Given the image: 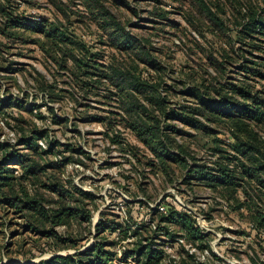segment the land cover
<instances>
[{"label":"rangeland","instance_id":"rangeland-1","mask_svg":"<svg viewBox=\"0 0 264 264\" xmlns=\"http://www.w3.org/2000/svg\"><path fill=\"white\" fill-rule=\"evenodd\" d=\"M2 1L9 19L57 23L81 43L77 49L85 62L74 71L61 67L36 42L39 34L7 30L0 12V160L16 150L45 166L37 179L22 176L23 166L16 160L8 164L31 194L42 195L47 207L59 200L45 185L50 182L77 185L93 196L76 193L88 203L92 217L53 226L61 238L25 228L28 220L0 202V264H45L68 254L74 257L71 264H92L83 252L98 242L114 252L109 264H144L145 255L139 258L137 251L151 248L162 251L159 264H264V226L253 212L264 211V200L243 202L241 189L228 198L219 186L188 174L187 165H215L225 154L218 147L236 153L229 126L208 121V131L193 128L164 118L150 105L164 135L162 143L146 145L112 112H123L117 96L111 95L115 86L105 76L97 83V75L86 74L88 69L102 74L92 68L94 61L105 72L112 65L126 66L156 84L169 109L188 105L192 98L187 89L203 78L209 83L212 75L218 81L245 79L264 91V79L239 68L244 59L264 63V35L240 36L243 23L264 7V0H101L148 49L152 63L114 44L111 29L99 24L101 13L85 0ZM166 149L180 153L185 163ZM171 209L188 211L199 234L170 221L166 215ZM100 219L106 230L99 233Z\"/></svg>","mask_w":264,"mask_h":264},{"label":"trees","instance_id":"trees-1","mask_svg":"<svg viewBox=\"0 0 264 264\" xmlns=\"http://www.w3.org/2000/svg\"><path fill=\"white\" fill-rule=\"evenodd\" d=\"M85 2L91 10L97 9L101 13L99 24L104 30L111 29L114 44L127 50L131 55L136 54L144 61L153 62L150 60L148 49L146 50L145 46L138 43L137 39L115 20L113 14L105 9L101 0H85ZM7 10L6 3L0 0V12L5 18L4 24L7 30L19 28L36 32L39 34L36 42L57 64L64 68L70 67L73 71L82 69L85 61L80 55L82 52L77 49L82 48L81 43L66 34L57 23L44 19L41 21L9 19ZM254 34L264 35V7L254 10L240 30V36L243 37L253 38ZM210 57L218 68L216 59ZM242 61L239 64L241 70L249 72L254 79H264V63L260 61L248 63V59ZM219 64L222 65V63ZM100 66L103 65L94 61L92 68L101 70L102 76L92 69H88L86 74L97 75L98 77L94 78L97 83H100L101 77L105 76L109 83L115 86V91L111 92V95L117 96L116 101L119 100L118 106L123 109V112H112L119 114L123 122L146 145L157 140L162 143L161 137L164 135L161 120L151 116L150 105L160 109L164 118L178 119L193 128L208 131L211 128L208 121L227 124L235 138L232 146L236 153L231 154L226 149L218 147V151H225V154L219 156L215 165L205 163H195L193 167L187 165L188 174L191 178L201 180L211 187L219 186L228 198H234L235 193L241 189L245 196L243 202L252 200L254 204L257 200H264V136L262 134L264 133V91L257 88L255 83L251 84L245 79L218 81L216 75H212L209 83H206L207 79L203 78L187 89L188 95L192 98L188 105L181 104L179 108L169 109L165 105V97L159 92L160 89L156 84L141 78L135 72L132 73L126 66L112 65L106 72ZM247 73H243L246 78H248ZM173 128L175 131L182 132L180 128ZM27 140L30 146L38 150L37 143ZM167 152L171 158L185 163L186 159L180 153L169 150ZM11 153V155L6 153V156L0 160V202L8 204V208L28 220L24 225L25 228L61 238L53 226L68 225L78 218L91 220L92 212L87 207L88 203L83 202L84 199H78L76 193L78 192L83 198H90L93 193L77 185L69 188L50 182L45 185L58 194L59 200L57 206L47 207L42 195L31 194L25 183L13 174L8 164L11 160H16L23 166L22 176L37 179L38 173L44 171L45 166L37 159L16 150ZM161 162L164 163L163 159ZM71 197H75L74 200L78 202L70 203ZM253 212H255L256 222L264 226V211L259 208ZM166 216L170 221L181 223L189 232L199 234L195 219L188 211L171 209ZM96 229L99 233L105 231L106 223L100 219ZM137 253L139 258L145 255L144 264H159L162 260V251H155L153 248L150 251H137ZM83 254H87L92 264H109L114 252L106 249L104 243L98 242L86 249ZM73 259L72 254L57 255L44 263L71 264Z\"/></svg>","mask_w":264,"mask_h":264}]
</instances>
